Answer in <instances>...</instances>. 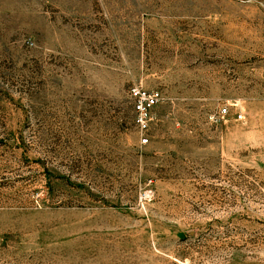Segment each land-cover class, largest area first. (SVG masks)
<instances>
[{
	"label": "rangeland",
	"instance_id": "rangeland-1",
	"mask_svg": "<svg viewBox=\"0 0 264 264\" xmlns=\"http://www.w3.org/2000/svg\"><path fill=\"white\" fill-rule=\"evenodd\" d=\"M0 264H264V0H0Z\"/></svg>",
	"mask_w": 264,
	"mask_h": 264
},
{
	"label": "built area",
	"instance_id": "built-area-1",
	"mask_svg": "<svg viewBox=\"0 0 264 264\" xmlns=\"http://www.w3.org/2000/svg\"><path fill=\"white\" fill-rule=\"evenodd\" d=\"M127 94L131 104L132 121L140 131L139 143H145L147 136L144 131L149 126L152 108L161 99V93L157 88H146L139 84H133L127 88ZM220 111H225V107L222 106Z\"/></svg>",
	"mask_w": 264,
	"mask_h": 264
}]
</instances>
